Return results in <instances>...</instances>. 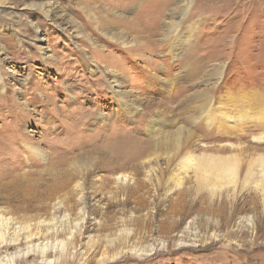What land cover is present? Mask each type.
Segmentation results:
<instances>
[{"label":"rangeland","instance_id":"1","mask_svg":"<svg viewBox=\"0 0 264 264\" xmlns=\"http://www.w3.org/2000/svg\"><path fill=\"white\" fill-rule=\"evenodd\" d=\"M0 52L6 236L61 230L36 235L63 241L58 264H264L255 189L175 181L184 150L264 153L253 122L218 115L264 103V0H0Z\"/></svg>","mask_w":264,"mask_h":264},{"label":"bare ground","instance_id":"2","mask_svg":"<svg viewBox=\"0 0 264 264\" xmlns=\"http://www.w3.org/2000/svg\"><path fill=\"white\" fill-rule=\"evenodd\" d=\"M0 54H2V52H0ZM48 57H49V55L46 54L44 56V60H46ZM0 59H4V58H0ZM119 82L120 81L118 78L113 77V79L110 82H108V87L112 91L119 92L120 100H121L120 104H121V106H126V104L129 103L128 94H127V91H119L120 90L119 89ZM262 98H263V96H262ZM195 107H196L195 113L199 116V118L204 117L206 120L213 118V117H211V116H213L211 114V111H213L212 110V101L209 98L206 97V99L202 103L195 104ZM225 108H224V110H225ZM255 108H256V110L254 113L252 112L253 114L250 113L249 111H247V113L249 112L248 114H245V113H243L242 110H240V111H242V114H237V113L230 114L228 112H225V111L222 112L221 111L220 114H218V115H220L221 119H224V120L230 122L229 124H231V123L234 125L235 124H242L241 122L244 123V121H245V123L247 121L253 122L252 127L256 131H259V136L257 138L255 137V141L257 142V145H260V144L264 143V103L258 104ZM126 110L129 111L130 108H128ZM237 112H238V110H237ZM215 116L217 117L216 114H215ZM103 118H105V115H104V113H101L99 119H103ZM158 121L159 120L156 118H151L150 129L152 132H157L159 130V127H157L155 125L156 123H159ZM159 133H157L156 135H158ZM178 134L175 133L173 135V139H175V140L178 139V138H176V135H178ZM163 136L166 139L168 138L167 135H163ZM155 138H156V136H155ZM171 139H170V141H171ZM163 141H164V139H163ZM152 144H154L155 146H156V144L162 145L166 149L168 147V146H165L166 145L165 143L163 145L162 141L156 142V140H154L152 142ZM169 149H171V147ZM255 151H256V149H255ZM37 152H39V151H37ZM240 154H241V152H240ZM240 154H238V153H235V154L234 153H232V154L231 153L230 154H218V155L205 154L203 157L202 156L201 157H195V156L193 157L191 155V152L189 151V149L184 150L182 153V156L180 155V157H181L180 160L183 159V163H184V164H182L181 169L184 170V173L186 175L189 174L190 170L193 172V174L189 175V176L185 175L182 177L176 176V178H175L176 184L178 186H182V185H184L187 178L189 179V180L187 179L188 182L191 179V182H194V185H195L194 187H196V189L194 188L196 192L202 191L204 189V190L208 191V194L211 197H214L216 195H220L221 192H226V193L231 192L230 195H232V197H233V195L240 193L243 189H245V188L248 189L249 187H252L253 189H255L254 201H256L258 205L260 204V206H262V208H264V153H263V151H261V152L257 151L255 153H252L253 154L252 156L246 155V157L244 155H240ZM174 175H178V173H175ZM30 186H32V185H30ZM55 187H57V186H55ZM55 187H54V189H55ZM29 189H32V188L30 187ZM187 193H188V191H183L181 193V195L185 196V195H187ZM9 202H11V201H9ZM172 214L173 215L176 214L174 209L172 210ZM9 221H10V219H9ZM171 222H173V220ZM16 223L19 224L18 227L16 226V228L13 229L12 232H9V235L7 234V236H6V230L9 228L10 223L8 222V218L4 217V215L0 213V264H27L26 259L30 258V257H33V260H34L33 263L34 264H58L59 262L64 260V256H66V253L64 252L65 247H63V241L62 240H59V239L56 241L51 240L49 238H46L45 234H42V235H44V237L42 240H39V237L36 236L39 233H43V231L51 232L54 228H52L51 226L47 227V225H42L43 227H41L39 225L38 227L35 228L36 232H33V230L30 229L31 226H30L29 222L18 221ZM34 225L37 226V224H34ZM55 230H53V231H55ZM57 231H61V230H56L55 231L56 235L58 233ZM46 232H44V233H46ZM55 236L53 237L54 239L57 238ZM32 240H34V242Z\"/></svg>","mask_w":264,"mask_h":264}]
</instances>
